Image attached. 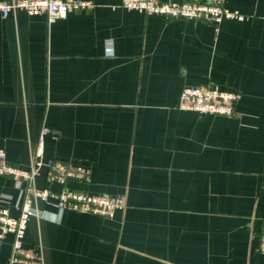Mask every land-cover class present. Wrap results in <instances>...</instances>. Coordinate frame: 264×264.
<instances>
[{"label": "crops", "instance_id": "crops-1", "mask_svg": "<svg viewBox=\"0 0 264 264\" xmlns=\"http://www.w3.org/2000/svg\"><path fill=\"white\" fill-rule=\"evenodd\" d=\"M90 1L53 22L0 11V148L28 168L45 128L44 158L90 179L49 184L44 169L40 189L126 205L107 218L50 197L25 247L41 243L45 264H264V0H224L245 17L219 24ZM190 84L239 93L236 113L179 108ZM22 197L0 176L15 215ZM10 255L8 238L0 264Z\"/></svg>", "mask_w": 264, "mask_h": 264}, {"label": "built area", "instance_id": "built-area-1", "mask_svg": "<svg viewBox=\"0 0 264 264\" xmlns=\"http://www.w3.org/2000/svg\"><path fill=\"white\" fill-rule=\"evenodd\" d=\"M90 0H0V11L4 16L24 9L30 14L46 13L53 22L66 17L70 12L91 7ZM121 5L129 9H137L147 14H162L168 18L196 19L219 24L223 18L243 19L245 14L225 6L224 0H122ZM111 46L110 42L107 43ZM240 94L221 89L211 84L187 85L180 96L179 108L199 113L234 115ZM43 132L37 147L32 151L28 168L14 164L7 156L5 149L0 148V176L15 180L16 187L23 192L18 205V214H13L9 205L0 200V243L10 238L11 255L9 264H45L41 243L32 249L25 247V236L31 217L48 218L50 212L40 209V202L54 204L59 211L74 210L92 213L111 218L115 211L126 205L121 194H93L85 191L65 189L53 192L49 187L40 189L37 179L43 170H47V182L66 183L67 181H88L89 169L65 161L44 158ZM257 250L264 253V227L259 235Z\"/></svg>", "mask_w": 264, "mask_h": 264}, {"label": "rangeland", "instance_id": "rangeland-1", "mask_svg": "<svg viewBox=\"0 0 264 264\" xmlns=\"http://www.w3.org/2000/svg\"><path fill=\"white\" fill-rule=\"evenodd\" d=\"M40 188V187H39ZM32 218V217H31ZM31 220V219H30ZM30 220H29V222H30ZM29 222H28V226H29Z\"/></svg>", "mask_w": 264, "mask_h": 264}]
</instances>
